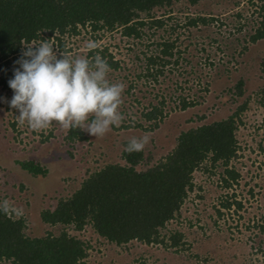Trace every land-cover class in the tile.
<instances>
[{
  "label": "trees",
  "instance_id": "trees-1",
  "mask_svg": "<svg viewBox=\"0 0 264 264\" xmlns=\"http://www.w3.org/2000/svg\"><path fill=\"white\" fill-rule=\"evenodd\" d=\"M201 1L0 0V86L14 95L8 81L14 78V70L19 67L16 62L28 43L51 41L57 46L59 54L69 55L73 49L68 39L87 33L96 45L101 36L119 32L122 39L128 40L130 51L141 45L145 37L157 38L152 39L150 45H144L148 50L154 46V50L149 53L143 50L140 55H135V60L145 63L136 69L134 83L131 82L124 92L131 93L137 86L135 82L141 81L162 93L157 92L158 95L147 107L142 108L139 119L130 123L122 119L120 126L113 125L118 131L140 129L154 132L172 112H185L202 105L210 92L212 78L210 81L200 75L192 81V76L189 77L194 73L195 66L185 57L188 46L182 49L179 37L175 38L173 34L178 27L185 30L199 29L201 25L210 28L219 19L215 15H187L182 22L170 25L174 19L170 8L175 3L186 2L195 6ZM261 1L257 26L245 37L243 45H239L240 55L247 52L249 44L264 39V0ZM162 9L167 10L156 15ZM242 15L241 12L235 14L239 19ZM236 26V31L244 30V25L238 23ZM145 28L150 32L146 33ZM208 38L210 49L213 44H217L218 49L215 53L206 49L207 56L199 63L212 69L219 65L217 56L225 53L226 49L220 39L210 35ZM202 50L205 51L204 48ZM96 55L106 59L111 71L117 73L118 77L126 70L124 59L117 58L109 45H96L94 49H88L87 57L90 60ZM181 59L191 66V70L181 69L180 73L171 77L173 70L170 69L169 73L166 68H181ZM260 72L264 78V59ZM181 75L184 79L180 81ZM190 82L193 83L191 87ZM172 85H175L173 89ZM244 87L245 81L240 79L227 93L236 89L234 97H244ZM260 93L264 108V88ZM249 100L248 97L225 119L181 132L171 152L151 167L142 169L146 160L144 149L129 154L125 151L129 140L124 142L121 153L123 164H108L94 172L70 197L60 198L54 208L42 211V222L51 227L58 226V234L48 230L41 237L29 236L26 233L27 219L16 217L9 207L7 211L0 207V261L10 264H86L89 244L71 231H83L88 225L99 238L117 246L136 241L145 245H163L176 251L184 248L186 243L182 232L168 231V235H164L162 231L167 230L181 215L182 207L194 192V173L197 170L213 174L215 169L223 167L220 183L226 189H232L239 182L240 174L231 167V162L238 158L240 146L237 131L242 123L241 120L239 123V115L248 108ZM6 108L11 110L8 103ZM205 118V115L200 117L201 120ZM66 139L70 142L76 139L86 141L88 136L84 131L74 129L68 130ZM19 164L29 173L47 174V170L34 161ZM232 197L235 194L225 197L222 207L231 209L237 206L241 209L242 203ZM217 213L223 216L221 209H217Z\"/></svg>",
  "mask_w": 264,
  "mask_h": 264
},
{
  "label": "rangeland",
  "instance_id": "rangeland-1",
  "mask_svg": "<svg viewBox=\"0 0 264 264\" xmlns=\"http://www.w3.org/2000/svg\"><path fill=\"white\" fill-rule=\"evenodd\" d=\"M261 4V0H202L195 6L177 2L170 8L174 15L170 25L182 22L187 15H215L219 19L210 28L201 25L199 29L185 30L178 27L173 34L175 38L179 37L182 49L188 46L185 57L195 66L194 73L189 75L192 81L201 75L210 81L212 78V83L202 105L185 112H172L154 132L140 129L118 131L112 126L111 131L102 138L84 131L88 140L76 139L74 142L66 139L68 130L55 124L41 132H33L27 125H18V111L6 108L5 101H10L13 95L0 86V205L7 201L16 217L27 219L26 233L29 236L41 237L48 230L58 234V226L51 227L42 222V211L54 208L60 198L70 197L94 172L108 164H123L121 153L124 142L149 134L142 169L151 167L171 152L181 132L227 118L249 97L248 108L239 115V123L240 120L242 123L237 131L240 146L238 158L231 162V167L240 174L239 182L232 189H226L220 183L223 167L215 169L213 174L197 170L194 173V192L182 207L181 215L167 230L162 231L164 235H168V231L182 232L186 243L184 248L176 251L163 245H145L136 241L116 246L99 238L89 225L85 226L79 237L89 244L86 264H264V108L260 93L264 88V78L260 72L264 59V39L249 44L243 55L238 54L241 50L239 45L257 26V11ZM166 10H159L156 15ZM238 12L243 14L240 19L235 16ZM238 23L244 25L242 32L236 31ZM145 31L150 32L148 28ZM208 35L224 42L226 49L225 53L217 56L219 65L212 69L199 63L207 56L208 50L215 53L218 49L217 44L210 49ZM152 39L145 37L141 45L130 51L128 40L122 39L119 32L101 36L96 45H109L117 58L124 59L123 66L126 67L119 77L110 71L109 81L123 83L124 91L131 82L134 83L136 69L145 63L135 60V55L143 50L146 53L154 50V46L149 50L144 46L150 45ZM68 41L73 49L69 56L73 57H87L86 45L89 41L94 42L88 33L69 38ZM49 43L59 56L57 46L51 41ZM180 62L181 68L175 67L177 70L174 67L166 68L169 73L170 69L173 70L171 77L180 73L181 69L191 70L183 59ZM182 76L180 81L184 79ZM240 79L245 81V96L234 97L236 89L227 93ZM135 85V90L129 94L123 92L122 96L120 112L128 123L139 119L142 108L147 107L158 95L157 92L162 93L141 81H136ZM189 85L191 87L193 83ZM203 115L206 118L201 120ZM120 125L121 121L117 126ZM29 160L44 167L47 174L36 175L24 170L19 162ZM234 194L232 199L241 202L242 208L233 206L224 209L221 204L223 199ZM217 209H221L223 216L218 215ZM0 264L10 263L0 261Z\"/></svg>",
  "mask_w": 264,
  "mask_h": 264
},
{
  "label": "clouds",
  "instance_id": "clouds-1",
  "mask_svg": "<svg viewBox=\"0 0 264 264\" xmlns=\"http://www.w3.org/2000/svg\"><path fill=\"white\" fill-rule=\"evenodd\" d=\"M86 47L96 45L89 41ZM24 48L14 78L8 81L14 95L5 101L18 111L19 126L41 132L55 124L102 138L123 119L120 107L125 85L109 81L111 68L106 59L99 55L91 60L82 55L58 56L48 41L28 43ZM148 143L149 134L132 137L125 151L140 152ZM0 207L7 211L8 202ZM72 232L80 239L79 232Z\"/></svg>",
  "mask_w": 264,
  "mask_h": 264
},
{
  "label": "built area",
  "instance_id": "built-area-1",
  "mask_svg": "<svg viewBox=\"0 0 264 264\" xmlns=\"http://www.w3.org/2000/svg\"><path fill=\"white\" fill-rule=\"evenodd\" d=\"M79 234H80V232H79Z\"/></svg>",
  "mask_w": 264,
  "mask_h": 264
}]
</instances>
